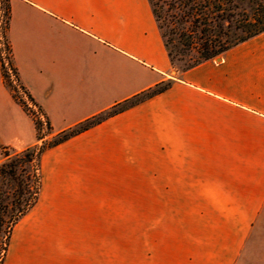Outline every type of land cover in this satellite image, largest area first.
<instances>
[{"label": "crops", "instance_id": "1", "mask_svg": "<svg viewBox=\"0 0 264 264\" xmlns=\"http://www.w3.org/2000/svg\"><path fill=\"white\" fill-rule=\"evenodd\" d=\"M9 7L20 84L52 134L169 86L41 153L1 264H264V242L248 240L264 205V32L178 70L148 0ZM6 126L26 128L20 143ZM34 143L0 75V146Z\"/></svg>", "mask_w": 264, "mask_h": 264}, {"label": "trees", "instance_id": "2", "mask_svg": "<svg viewBox=\"0 0 264 264\" xmlns=\"http://www.w3.org/2000/svg\"><path fill=\"white\" fill-rule=\"evenodd\" d=\"M148 2L171 64L175 59V56L181 57L186 51L191 50L192 48L194 49L195 43H193L192 40H196V56L191 59V62L186 63L182 69H187L199 64L202 61L213 59L231 47L264 32L263 5L257 3L256 7L249 15L242 13L239 14L237 12V9L240 8L242 3H256L255 0H156L154 3H152L151 0H148ZM158 2H160L161 5H165L167 10L176 11L168 16L169 19H167L166 22L164 21L165 17H163V24L159 23V10L161 6ZM9 18V0H0V38H4L2 47L4 50L8 49V51L9 46L7 41L5 42V33L8 28ZM162 28H164V30H162ZM223 28L226 29V32L227 30L230 32L237 30L239 34L233 39H230L226 32L221 33ZM174 41L181 44L182 47L178 48ZM9 71L12 75L15 73L13 68L9 65H5V63L0 59V75L2 82L8 87L10 92H14L15 87L10 85L11 81L9 80V77L11 74ZM15 80L17 79L15 78ZM168 86L169 82L156 84L154 87L142 91L133 97L112 106L110 109L101 114L86 119L70 128H67L66 130L56 133L48 142L44 141V137L50 134L51 127L46 116L41 113V110L35 105L25 89L22 86H18L28 101H30L33 106H36L38 113H40V117L39 115L31 117L35 144L23 149L22 159L10 161L9 163L0 162V176L2 174H6L11 179L15 180V167L17 164L20 165L22 163H30L32 161L35 162L33 171L36 175H34L32 179L34 191L30 194V197L21 201L19 197L16 196L12 201L11 206L16 208V213L7 218V222L4 225L3 230H1L3 219L0 217V233H2V237L4 239V241L0 243V264L2 263L4 253L7 248L11 227L33 206L36 201L39 187L38 168L41 153L44 150L56 146L87 130L106 118L120 113L129 107L137 105L153 95L163 92L168 88ZM11 97L21 107L23 112L28 115L23 102L16 100L13 94ZM42 127L46 130L45 133H40ZM0 154L3 158H6L8 156L7 148L0 146ZM21 184H23L22 187ZM16 185V192H19V189L24 188L26 183L17 181Z\"/></svg>", "mask_w": 264, "mask_h": 264}, {"label": "rangeland", "instance_id": "3", "mask_svg": "<svg viewBox=\"0 0 264 264\" xmlns=\"http://www.w3.org/2000/svg\"><path fill=\"white\" fill-rule=\"evenodd\" d=\"M152 3L156 2V0H151ZM256 3L252 2V3H242L240 5V8L237 9V12L240 14H246L249 15L252 10L256 7V4H261L264 6V0H255ZM158 4L161 6L159 12H160V19H159V23L163 24L162 18L165 17V22L167 21L168 16L172 13H175L176 11L173 10H167L165 5H161L160 2H158ZM15 18H14V22H13V26H14V31L19 34L21 36V22H20V17H21V13L19 11H15L14 13ZM162 30H164V28H162ZM226 29L223 28L221 33H225ZM8 28L7 31L5 33V42L7 41L8 46H9V51L8 49L4 50V48L2 47V43L4 42V38H0V49H1V53H0V59L5 63V65H9L11 68H13L15 70V73L10 72L11 76L9 77V80L11 81L12 86L15 87L14 92L13 91H9L8 87L3 85L6 87V89H8V91L10 92V94L14 95L16 100L23 102L26 111L28 113V116L31 117H36L39 115L40 117V113H38L37 107L33 106V104L28 101V99L24 96V94L22 93V91L19 89L18 86H21L20 81H19V76H18V72L16 70V67L14 65L13 62V58H12V51H11V46H10V42L8 39ZM230 39H233L234 37H236L239 32L237 30L230 32L227 30L226 32ZM193 43H195L194 49L192 48L191 50H188L185 52V54L181 57L175 56V59L172 62V66L174 69H182L183 66L186 63L191 62V59L193 57L196 56V47H197V42L196 40H192ZM175 45L178 48H181V44L177 43L176 41H174ZM222 54L214 57L212 60L215 61H219L220 56ZM181 59V60H178ZM17 80H15V78ZM31 78V75H30ZM26 91V90H25ZM27 92V91H26ZM28 93V92H27ZM40 109V108H39ZM41 110V109H40ZM42 113V111H41ZM4 129H2V134L5 140H7L10 144H17L20 143V140L22 139L23 136L26 135V128L22 127L20 130V134H15L12 132V130L10 129V127L6 126L3 127ZM46 130L44 129V127H42L40 133H45ZM55 134H52V131L50 130V134L46 135L44 137V141L48 142L52 139V137ZM35 144V143H34ZM7 153L8 156L6 158H3L2 155L0 154V162L2 163H9L10 161H16L17 159H22L23 158V149L21 150H15V149H7ZM35 162L32 161L30 163H22L20 165L17 164V166L15 167V177L16 179H11L9 176H7L6 174H2L0 176V217H2L3 219V224L1 226V230H3L4 225L7 222V218L10 215H14L16 213V208L14 206H11L12 201L15 199L16 196L19 197V199L21 201L25 200L27 197H30V194L34 191V184L32 183V179L34 177V175H36L33 171ZM17 181H20L21 183H26V186L24 188L19 189V192H16V188H17ZM23 186V184H21V187ZM23 189V190H22ZM22 190V191H21ZM178 207V203H174V208ZM252 225L254 226V230L251 234H249L248 236V240L250 241H258V242H264V205L261 208L258 216L256 217V219L254 220V222L252 223ZM4 241L3 237H2V233H0V243H2Z\"/></svg>", "mask_w": 264, "mask_h": 264}]
</instances>
